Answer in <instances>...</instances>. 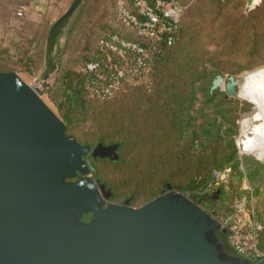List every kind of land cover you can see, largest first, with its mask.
<instances>
[{"label": "water", "instance_id": "95a60500", "mask_svg": "<svg viewBox=\"0 0 264 264\" xmlns=\"http://www.w3.org/2000/svg\"><path fill=\"white\" fill-rule=\"evenodd\" d=\"M81 2L70 1L48 40ZM51 71L38 86L0 70V264H264L229 251L221 220L170 185L138 206L107 201L86 156L117 159L118 143L66 133L42 98ZM217 87L237 91L232 75L217 73Z\"/></svg>", "mask_w": 264, "mask_h": 264}, {"label": "rangeland", "instance_id": "374dc122", "mask_svg": "<svg viewBox=\"0 0 264 264\" xmlns=\"http://www.w3.org/2000/svg\"><path fill=\"white\" fill-rule=\"evenodd\" d=\"M181 1L188 5L182 18L181 41L172 56L175 58L171 65L177 61L185 63L186 60L193 65L187 78L189 84L182 86V100L196 115V120H193L196 129L208 117L217 118L219 127L212 128L214 135L210 139L214 146L208 153L220 159L235 144L239 158L244 157L246 162L240 163L241 177L236 170L217 169L212 179L203 186L172 188L195 201L199 200L200 203L196 201L198 204L220 219L230 210L235 197L243 193L247 185H251L256 192L255 206L264 221V158L242 152L238 146L243 131L251 129L258 122H252L251 117L259 114L260 119L264 116V0H260L252 10L245 8L241 0ZM113 2L82 0L70 17L64 20L53 57L56 67L48 77L51 84L42 93V98L62 119L65 113L70 115V120L63 119L65 130L81 143L94 145L100 139L99 134L105 131L98 127L100 120L97 114L93 115V108L104 110L111 103L116 106L129 104L133 111L137 106L147 107V94L154 93L153 89L147 92L132 88L126 94L120 93L107 101L84 100L77 98V95L64 100L62 77L67 70L77 71L78 65L91 55L97 35L114 24ZM47 33L44 29L36 36L18 35L9 46L1 47L0 70H15L27 83L41 86L40 81L46 72L44 55ZM215 73L222 74L224 81L232 75L236 93L226 94V89L217 87L215 97L209 98L207 91ZM157 81L154 78V85H157ZM191 129L193 127L187 129L183 136V144L191 138ZM103 141L108 142V139ZM191 151L198 153L194 149ZM86 158L89 175L105 181L111 189L107 201L123 202L128 198L133 206L160 194L163 189L160 183L169 173L167 168H161L159 173L144 181H131L125 178V165L114 163L107 157L88 154ZM218 171L220 174L216 176ZM247 171L254 173L252 178ZM222 236L225 241V235Z\"/></svg>", "mask_w": 264, "mask_h": 264}, {"label": "trees", "instance_id": "16d2710c", "mask_svg": "<svg viewBox=\"0 0 264 264\" xmlns=\"http://www.w3.org/2000/svg\"><path fill=\"white\" fill-rule=\"evenodd\" d=\"M241 1L248 10L254 9L260 3L247 7L245 0ZM181 28L182 20L178 29V40L172 45L165 46L162 52L156 55L151 67V87L147 89L141 84H130L120 94H126L132 88H140L147 92L153 89L154 93L147 94V107L137 106L132 111L129 104L116 106V104L111 103L104 110L93 108L92 111L93 115L97 114L100 120L97 124L98 127L105 129L99 134L100 139L98 141L118 143V157L117 159H111V161L125 165L127 170L125 178L131 181H144L149 176L159 173L161 168H167L169 173L160 183L163 189H167L169 185L171 188L177 186L181 189L196 187V185L203 186L212 179L214 171L217 169H233L239 172L241 177L243 172L240 169V163L246 162L244 157L239 158L238 147L235 144L220 159H216L211 153H208V150L211 151L214 146L213 140L210 139V136L214 135L212 128L219 127L216 116L208 117L207 121L199 124V128L196 129V124L193 122V120H196V115L191 113L188 103L182 100V86L189 84L187 78L193 65L190 62L188 63V60L185 63L184 61H177L171 65L175 58L172 56L181 41ZM59 32L60 29H55L46 43L47 67L50 66L52 70L56 67L52 51L56 46ZM154 78L158 80L157 85H154ZM83 79L78 71H65L62 77L64 100L65 98L71 99L73 95H77V98L84 100L90 99L84 88ZM210 85L207 95L209 98H214L216 88L210 89ZM60 104L63 103L60 102ZM64 117L65 121L70 120L68 113H65ZM192 127L191 138L183 144V136L187 133V129ZM103 139H108V142H104ZM191 149L197 150L198 153H193ZM247 172L249 177L252 178L254 173ZM250 187L253 196L256 197L255 189L251 185ZM153 192V190L150 191V194L152 195ZM196 201L200 203L199 200ZM231 209L232 205L229 211ZM225 215L220 219L222 220ZM90 216V212L83 213L81 218L87 220ZM256 218L262 224L259 245L264 246V221L257 207Z\"/></svg>", "mask_w": 264, "mask_h": 264}, {"label": "built area", "instance_id": "2783aa9c", "mask_svg": "<svg viewBox=\"0 0 264 264\" xmlns=\"http://www.w3.org/2000/svg\"><path fill=\"white\" fill-rule=\"evenodd\" d=\"M252 0L247 7L258 4ZM188 4L181 0H114L115 22L97 35L91 55L77 71L92 100L103 101L126 90L130 84L151 87V67L165 46L174 44ZM219 171L216 176H219ZM226 229L225 245L252 261L264 257L259 245L262 224L250 185L236 197L221 220Z\"/></svg>", "mask_w": 264, "mask_h": 264}, {"label": "crops", "instance_id": "0c3cea01", "mask_svg": "<svg viewBox=\"0 0 264 264\" xmlns=\"http://www.w3.org/2000/svg\"><path fill=\"white\" fill-rule=\"evenodd\" d=\"M71 0H0V48L9 46L18 35L36 36L49 31L52 23L66 9ZM45 41V69L48 53ZM57 45V44H56ZM56 46L52 51L54 57ZM55 69V68H54Z\"/></svg>", "mask_w": 264, "mask_h": 264}, {"label": "bare ground", "instance_id": "6f19581e", "mask_svg": "<svg viewBox=\"0 0 264 264\" xmlns=\"http://www.w3.org/2000/svg\"><path fill=\"white\" fill-rule=\"evenodd\" d=\"M251 118L252 122H258L251 129L243 131L238 139V146L242 152H251L258 158H264V116L259 119L257 114Z\"/></svg>", "mask_w": 264, "mask_h": 264}]
</instances>
